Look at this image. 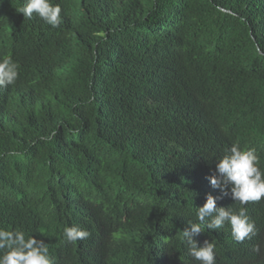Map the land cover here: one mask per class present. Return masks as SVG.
<instances>
[{"label":"trees","instance_id":"trees-1","mask_svg":"<svg viewBox=\"0 0 264 264\" xmlns=\"http://www.w3.org/2000/svg\"><path fill=\"white\" fill-rule=\"evenodd\" d=\"M53 28L0 0V225L44 239L55 264H199L182 242L234 143L264 168V0H53ZM55 133L53 136L52 133ZM258 235L195 236L216 264H264ZM91 232L68 243L66 226ZM259 244L260 254L253 251Z\"/></svg>","mask_w":264,"mask_h":264},{"label":"clouds","instance_id":"clouds-1","mask_svg":"<svg viewBox=\"0 0 264 264\" xmlns=\"http://www.w3.org/2000/svg\"><path fill=\"white\" fill-rule=\"evenodd\" d=\"M25 18L31 19L38 15L48 25L58 28L61 23L62 8L53 0H25L18 9ZM19 64L10 55L0 58V88L15 84L19 77ZM54 136L55 133L53 132ZM213 189H219L223 195L231 193V198L239 204L232 206H217L218 199L223 196L206 195L203 206L196 212L198 223L189 222L182 230V242L188 253L199 264H216V244L205 240L203 246L194 239L202 232V226L210 230H218L226 224L231 226V236L237 243L251 240L258 235L256 220L247 214L249 202H259L264 199V168L261 167L260 157L255 148H241L234 143L226 149L222 158L216 162V171L207 177ZM91 236V232L77 225L66 226L63 237L68 243H81ZM253 251L260 254L259 244ZM0 264H55L49 247L44 239L27 235L20 228L10 229L0 225Z\"/></svg>","mask_w":264,"mask_h":264}]
</instances>
